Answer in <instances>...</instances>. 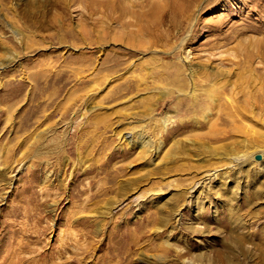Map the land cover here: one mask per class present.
Segmentation results:
<instances>
[{"label": "rangeland", "instance_id": "374dc122", "mask_svg": "<svg viewBox=\"0 0 264 264\" xmlns=\"http://www.w3.org/2000/svg\"><path fill=\"white\" fill-rule=\"evenodd\" d=\"M0 264H264V0H0Z\"/></svg>", "mask_w": 264, "mask_h": 264}, {"label": "water", "instance_id": "95a60500", "mask_svg": "<svg viewBox=\"0 0 264 264\" xmlns=\"http://www.w3.org/2000/svg\"><path fill=\"white\" fill-rule=\"evenodd\" d=\"M254 159H255L256 161H260V160H261V156H260V155H256V156L254 157Z\"/></svg>", "mask_w": 264, "mask_h": 264}, {"label": "bare ground", "instance_id": "6f19581e", "mask_svg": "<svg viewBox=\"0 0 264 264\" xmlns=\"http://www.w3.org/2000/svg\"><path fill=\"white\" fill-rule=\"evenodd\" d=\"M166 125H167V123L164 122V123H163V127H165Z\"/></svg>", "mask_w": 264, "mask_h": 264}]
</instances>
